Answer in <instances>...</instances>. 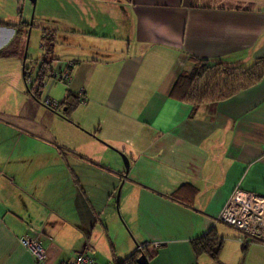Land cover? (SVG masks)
Here are the masks:
<instances>
[{
  "label": "crops",
  "instance_id": "crops-1",
  "mask_svg": "<svg viewBox=\"0 0 264 264\" xmlns=\"http://www.w3.org/2000/svg\"><path fill=\"white\" fill-rule=\"evenodd\" d=\"M36 3L0 0V264L82 252L116 264L140 245L150 264H264V242L216 222L236 190L264 194V78L196 111L171 94L191 56L264 59V0ZM31 20L56 66L76 62L70 84L46 82L40 96L25 77ZM58 44L65 57L52 56ZM81 89L87 102L70 114L40 99ZM211 231L218 259L191 244ZM29 233L41 263L20 241Z\"/></svg>",
  "mask_w": 264,
  "mask_h": 264
},
{
  "label": "trees",
  "instance_id": "trees-1",
  "mask_svg": "<svg viewBox=\"0 0 264 264\" xmlns=\"http://www.w3.org/2000/svg\"><path fill=\"white\" fill-rule=\"evenodd\" d=\"M46 40V38H45ZM48 55L49 49L44 46ZM193 67L190 71H182L172 89V96L179 100L190 103L196 111L204 102L212 100H223L235 96L239 92L250 88L264 78V59L258 60L252 67H231L220 61L191 56ZM53 59L44 57L34 82L29 90L36 96H40L43 90L44 80L47 76ZM25 77L28 81L29 68L25 67ZM81 104L79 96L69 93L62 106L64 113L70 114ZM196 255L208 254L214 259L219 258L222 247V239L217 237L213 231L206 236L195 239L191 242ZM149 246L142 250H136L131 256L116 264H143L139 258L145 255L150 258ZM154 256V255H153Z\"/></svg>",
  "mask_w": 264,
  "mask_h": 264
},
{
  "label": "built area",
  "instance_id": "built-area-1",
  "mask_svg": "<svg viewBox=\"0 0 264 264\" xmlns=\"http://www.w3.org/2000/svg\"><path fill=\"white\" fill-rule=\"evenodd\" d=\"M75 61L59 62L57 66L49 68L46 78L70 84ZM31 72L29 70V78ZM45 81L43 86L45 87ZM81 103L87 102V93L81 89L78 93ZM42 103L58 113H64L62 102L47 96ZM216 222L231 226L239 231L244 237L254 241L264 242V194L238 189L228 199L223 211L216 218ZM30 232H35L29 226ZM23 246L30 251L34 259L41 263L46 259L47 251L38 236L26 234L20 239ZM157 247L163 246L156 244ZM144 245L138 246L137 250L144 249ZM66 264H101L94 256L84 252L79 253L74 260Z\"/></svg>",
  "mask_w": 264,
  "mask_h": 264
},
{
  "label": "rangeland",
  "instance_id": "rangeland-1",
  "mask_svg": "<svg viewBox=\"0 0 264 264\" xmlns=\"http://www.w3.org/2000/svg\"><path fill=\"white\" fill-rule=\"evenodd\" d=\"M242 4L247 5L248 3H242ZM36 5H37V3H36ZM30 24H31V26H29L30 31H28V34H26L27 35L26 47H27V41H28V49H27L28 58H26L25 61L27 62L28 67H30V72H31L30 80H32L33 78H35L37 76L43 58L47 57V55H46L47 52H46V49L44 47L46 40H43L44 39L43 35L45 33L43 32V29L41 28L42 25H44V24L39 25L36 21L33 24V20L30 21L29 25ZM45 26H46V24H45ZM46 43H48V42H46ZM66 53H67V51L65 49H63L61 44H58V45H56L54 54L52 56L54 58L65 57V56H58V55H65ZM49 56L51 57V55H48V57ZM60 61L61 62L68 61V58H60ZM52 64L56 65V62H53ZM52 80H54V79L48 77V78H45L44 81L48 82V85H49L52 82ZM55 81H57V80H55ZM57 82L66 86V84L61 82V81H57ZM59 87H60V84H58L57 88H59ZM46 97H47V95L43 94L42 97L40 98L41 101H43V99H45ZM51 98H53V97H51ZM57 101H60V100L57 99Z\"/></svg>",
  "mask_w": 264,
  "mask_h": 264
},
{
  "label": "water",
  "instance_id": "water-1",
  "mask_svg": "<svg viewBox=\"0 0 264 264\" xmlns=\"http://www.w3.org/2000/svg\"><path fill=\"white\" fill-rule=\"evenodd\" d=\"M32 1H33L34 4L36 3V0H32ZM123 158L125 159L126 166H127V168H128V167H129V161H128V158H126V157H124V156H123ZM139 262H140V263H143V264H150L149 261H148V259L146 258L145 255H142V256L139 258Z\"/></svg>",
  "mask_w": 264,
  "mask_h": 264
}]
</instances>
